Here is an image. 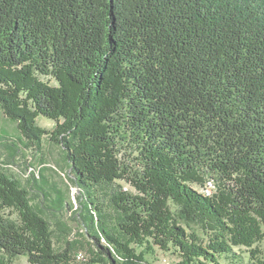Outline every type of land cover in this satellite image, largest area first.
<instances>
[{
    "label": "trees",
    "instance_id": "1",
    "mask_svg": "<svg viewBox=\"0 0 264 264\" xmlns=\"http://www.w3.org/2000/svg\"><path fill=\"white\" fill-rule=\"evenodd\" d=\"M0 107L26 148L49 136L64 149L96 264L156 248L177 264H239L235 247L264 264V0H0ZM0 251L72 261L1 172Z\"/></svg>",
    "mask_w": 264,
    "mask_h": 264
},
{
    "label": "rangeland",
    "instance_id": "2",
    "mask_svg": "<svg viewBox=\"0 0 264 264\" xmlns=\"http://www.w3.org/2000/svg\"><path fill=\"white\" fill-rule=\"evenodd\" d=\"M43 80L57 85L50 77H45ZM38 124L49 131L55 128V122L44 116L38 118ZM0 137L2 138L0 139V172L17 181L29 192L31 204L40 210L49 222L55 250L58 252L69 250L72 258L70 264H96L94 240L87 234L78 217L81 208L79 197L83 193L72 182L74 176L71 165L62 146L46 136L40 147L26 148V141L21 137L17 124L6 118L1 107ZM135 156L136 154L130 149H122L120 154L121 159L132 167H135ZM194 187L202 191L200 187ZM208 187L206 193L212 194L216 191L214 183L213 186L208 185ZM41 189L50 192L51 196L48 200L42 198ZM113 189L118 192L136 193L129 183L122 180L117 181ZM99 196L105 211L113 218L115 206L111 201L112 193L104 190L99 192ZM60 198L66 201L65 205L59 202ZM5 214L11 219L21 220L19 212L15 209L6 210ZM261 248L264 249V244H261ZM141 250L138 248V251ZM234 250L239 264H253L248 248L235 247ZM262 258L264 259V255ZM179 261L178 256L156 248L155 253H145L141 264H177ZM230 261L221 258L223 264H232ZM0 264H29V262L25 257L8 259L0 251Z\"/></svg>",
    "mask_w": 264,
    "mask_h": 264
},
{
    "label": "built area",
    "instance_id": "3",
    "mask_svg": "<svg viewBox=\"0 0 264 264\" xmlns=\"http://www.w3.org/2000/svg\"><path fill=\"white\" fill-rule=\"evenodd\" d=\"M208 185H211V186H213V183L212 182H209V184ZM207 188H209L208 186H207Z\"/></svg>",
    "mask_w": 264,
    "mask_h": 264
}]
</instances>
